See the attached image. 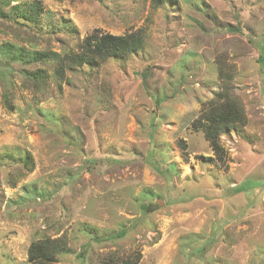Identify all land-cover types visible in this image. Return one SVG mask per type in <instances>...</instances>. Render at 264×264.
<instances>
[{"label":"rangeland","instance_id":"374dc122","mask_svg":"<svg viewBox=\"0 0 264 264\" xmlns=\"http://www.w3.org/2000/svg\"><path fill=\"white\" fill-rule=\"evenodd\" d=\"M32 1L38 28L0 20V44L62 53L94 31L144 38L62 80L49 62L0 53V264H32L28 246L44 237L66 242L56 264L138 251L137 264H264V0L10 5ZM219 66L247 122L209 161L195 123ZM37 68L44 89L24 73Z\"/></svg>","mask_w":264,"mask_h":264},{"label":"trees","instance_id":"16d2710c","mask_svg":"<svg viewBox=\"0 0 264 264\" xmlns=\"http://www.w3.org/2000/svg\"><path fill=\"white\" fill-rule=\"evenodd\" d=\"M153 7L166 3L174 4L175 0H149ZM11 0H0V20L16 23L28 28H38L41 20L42 6L39 1H32L26 5H10ZM143 33L140 30L115 35L108 32L94 31L85 36L74 48L65 52L52 50H26L24 47H14L5 42L0 44V53L9 60L20 62H49L54 67L55 79L62 80L66 70H72L82 65H97L106 59L115 60L125 58L130 53L140 49L143 45ZM219 90L201 104V112L196 120L195 128L201 130L208 141L214 157H207L209 161H221L224 149L220 143V136L232 131L240 130L247 122L244 107L231 89L230 76L219 66ZM32 86L44 89L47 84V72L43 68L24 69ZM3 100L8 108V94L4 93ZM184 149V146L182 145ZM23 163L28 169L32 168L33 160L29 153L24 155ZM143 210H147L143 205ZM68 251L66 242L61 238L44 237L32 241L27 250L28 261L32 264H56L57 256ZM140 252L133 253L126 258L108 256L101 264H137Z\"/></svg>","mask_w":264,"mask_h":264},{"label":"water","instance_id":"95a60500","mask_svg":"<svg viewBox=\"0 0 264 264\" xmlns=\"http://www.w3.org/2000/svg\"><path fill=\"white\" fill-rule=\"evenodd\" d=\"M157 204L160 205L161 204L160 201H157Z\"/></svg>","mask_w":264,"mask_h":264}]
</instances>
